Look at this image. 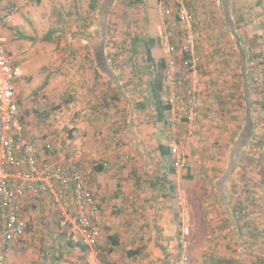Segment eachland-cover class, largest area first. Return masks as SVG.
Masks as SVG:
<instances>
[{
  "label": "rangeland",
  "instance_id": "rangeland-1",
  "mask_svg": "<svg viewBox=\"0 0 264 264\" xmlns=\"http://www.w3.org/2000/svg\"><path fill=\"white\" fill-rule=\"evenodd\" d=\"M95 1L98 7L93 10L91 8L93 0H50L48 7L37 8L35 18L30 19L25 30L23 29L22 34L20 33L22 41L30 43V48H32L31 73L30 78L27 77L30 82H27L31 83L32 89H34L30 95L33 98L28 101L31 107L25 108V110L21 109L22 116L30 126L29 134L38 139L43 161L61 166L68 174L79 173L81 170L79 163L84 159L86 151L81 150L84 144H81L80 141L83 142L85 135L83 138L82 134H79L80 128L77 125L81 119L86 118V115L77 113L78 111H75L74 108L76 109L78 105L83 106V104L94 107L97 100L92 98V94L94 95L102 88L101 80L107 79L100 73L102 68L97 67L94 63L96 55L92 47L90 48L89 41H94L95 49L97 52L100 51L101 56L103 52L108 51L106 57L112 60L109 62L111 65L114 64V70L119 74V81L123 85L118 90L119 99L125 87L124 79H127L126 84L130 86L131 90L133 89L134 107L138 113L143 114L144 121L153 124L162 133L163 138L171 136L168 138V142L164 140L172 145L173 154L174 150H181L188 156L187 168H175L181 174L183 182L181 194L177 195L181 201L179 211L183 215H180L179 220L183 226L175 241V247L178 251L180 250L178 244L180 237L183 230H188L187 264H193L192 258L195 259L193 251H198L201 259L203 254L200 253V250L203 248H192L189 242L191 227L188 223L193 221L192 217L194 216L189 217L188 214L191 212L192 215V205L194 206L196 203L199 207L203 206V214L200 215L203 221L210 217V214L206 213L205 205L211 196L208 187L211 180L207 177V171H212L215 175L221 167L225 169L230 164V155L227 158L224 154L226 159L222 158V151L232 147L229 146L224 133L228 130V124L231 125L229 129L232 130L233 126L242 122V114L239 109L234 108L237 99H230L229 103L234 105L228 106L226 96H223L222 92L228 86L235 88L237 83H233V73L230 72L226 74V76L229 75V79H226L225 84L221 82V79L207 80L211 72L206 70V64L196 59L200 81L196 88L197 116L194 122L189 124L183 119L175 129H172L169 124L170 115L167 116V119L157 121L152 106L147 101L145 106L142 105L143 100L147 99L146 84L151 76L148 72L144 47L135 43V40L155 39L154 57L157 58V61L166 60L165 58L168 57L165 53L167 52L161 43L163 37L170 34L174 45H176L177 54L181 53L183 40L186 39V25L181 23L174 13H178L179 2L182 0H168L169 8L172 7L174 10L172 16L165 13L159 0ZM229 2L234 16L238 14L240 8H251L250 15L258 13L261 9L259 15L261 18L258 20V24L261 28L264 27L262 18L264 16V0H230ZM183 3L198 34L196 41L199 42L201 25L194 13L187 7L186 1ZM219 4L222 8V2ZM237 17L236 15L235 19ZM253 17L258 16L253 15ZM250 21V24L253 25L254 20ZM83 41L87 44L84 50L77 47V44ZM249 41L251 45L254 39ZM254 47V51L259 53L256 46ZM175 56L177 55L175 54ZM180 57L181 54L177 56V58ZM104 62L106 63V60ZM262 64L264 61L256 67L260 68ZM96 68L101 71L96 73ZM233 72L236 70L234 69ZM250 72V76H252L253 70ZM262 72H264V66ZM221 74L225 73L222 71L219 78H221ZM235 78L238 79V76ZM252 78L254 79V77ZM64 81L66 89L62 88ZM214 83L217 86V89L214 90L215 94L213 93L214 120L208 122L206 114L209 115V100L206 93L211 90L208 86ZM230 83L233 84L230 85ZM184 84L186 82L180 88ZM85 88L92 93L89 94V101L84 97ZM114 99L117 98L114 96ZM262 102L263 105L260 106L258 104L251 105L252 116L256 110L264 112V101ZM28 115H31L32 118ZM199 126L202 127V131L198 128ZM206 127L209 128V131L205 134ZM90 133L89 131L88 134ZM229 136L232 139L233 134H229ZM245 150L248 151H245L243 155L248 153L250 156H243L235 169L232 185L235 190L242 192L232 194L231 214L236 221L235 235H240L241 239L238 240L241 245L239 249L249 255L245 257L244 262L246 264H264V131L256 130L251 145H248ZM81 171L83 172V170ZM83 176L87 186L90 185L87 176ZM255 181L259 188L254 186ZM91 192L93 193V191ZM190 198H196L195 203ZM37 202V207L29 205L25 210V216L29 222L26 233L17 241L6 244L0 242V264H70L72 259L80 260L82 264H88L87 250L70 229L67 220L56 204L49 196H41ZM189 205L190 209H187ZM217 217H220V214ZM181 219L183 220L181 221ZM203 244L205 245L206 242L203 241ZM126 247L127 245L118 249L119 262L122 257L126 259L124 256ZM99 249L98 258L101 263L104 260L109 262L108 252L102 251V247ZM178 258L179 252L176 257L173 256L166 260V264H175ZM163 262L165 263V261Z\"/></svg>",
  "mask_w": 264,
  "mask_h": 264
},
{
  "label": "crops",
  "instance_id": "crops-1",
  "mask_svg": "<svg viewBox=\"0 0 264 264\" xmlns=\"http://www.w3.org/2000/svg\"><path fill=\"white\" fill-rule=\"evenodd\" d=\"M182 1H186L187 7L201 25V37L194 46V57L206 64V70L211 72L207 80L221 79L225 84L226 79H229V75L226 74L233 73V83H237L236 87H226L222 95L226 96L228 106L234 105L229 103L230 99H237L234 108L239 109L242 114V122L233 126L232 130L229 129L231 125L228 124V130L224 133L229 146H232L222 151L223 159H226L224 154L227 158L230 155L229 166L225 169L221 167L215 175L214 172L207 171V177L211 180V184L208 185L211 196L205 204L206 213L210 214L209 218H205L206 221L200 217L201 213L203 214V206L199 207L195 203L196 198H190L195 205H192V215L191 212L188 214L189 217L194 216L193 221L188 223L191 227L189 242L192 248H203L200 250L203 254L201 259L198 251H193L195 257L192 258L193 264H246L244 259L249 255L239 249L241 245L238 240L241 239L240 235H235L236 221L231 214V196L235 192H242L235 190L232 185L238 162L243 158L246 147L251 145L256 130L264 131V112L256 110L252 116L250 108L255 104L263 105L262 101H264V72H262L264 64L260 68L256 67L264 61V27L261 28L258 24L262 10L259 9L258 13L250 15L251 8H240L238 14H235L238 16L235 19L230 9V0ZM49 2L50 0H40L21 5L11 20L0 28L3 43L13 65L24 71L23 77L16 82V97L20 112L21 109L31 107L28 101L33 98L30 95L34 90L32 84L27 82H30L27 77L30 78L31 73L32 48L30 43L22 41L21 34L26 24L30 23V19L35 18L37 8L48 7ZM221 2L222 8L219 4ZM15 3L22 4L21 0H0V8L6 9ZM262 18L264 20V16ZM252 19L253 25L250 24ZM253 39L254 42L250 45L249 40L253 41ZM89 43L91 44L90 41ZM86 45L83 41L77 44V47L84 50ZM254 46L259 53L254 51ZM165 52L168 57L165 59L168 62L173 53L166 49ZM234 69L236 72H233ZM250 70L254 72L252 76ZM222 71L225 74H221L219 78ZM214 72L219 74H212ZM234 76H238L239 80ZM124 81L125 87L120 99L119 89L103 78L102 88L94 95L86 88L83 91L88 101L89 94L97 100L95 106L83 104L74 108L77 113L86 115V118L78 122L79 126L77 125L80 128L79 134H82L83 138L85 135L83 142L80 141L84 144L81 150L86 151L84 159L79 163L83 172L80 170L79 173L89 179V190L93 191L101 205L104 221L100 247L102 251L108 252L109 262L99 261L100 264H166V260L176 257L179 252L175 247V241L183 226L179 220L180 215L183 214L179 211L181 201L177 195L181 194L183 182L181 174L172 165L174 154L164 155L159 149L161 145L172 148L170 142L167 143L171 136H166L167 139L163 138L162 133L153 124L144 121L143 114L138 113L134 107L133 89L131 90L126 84L127 79ZM65 85L64 81L63 89H66ZM208 87L211 90L206 93L209 100V115L206 114V120L210 122L214 120L213 93L217 86L214 83ZM114 96L117 99H114ZM25 121V129L29 134L30 126L27 120ZM198 128L202 131L201 126ZM205 131L206 134L209 128L206 127ZM229 134H233L232 139ZM249 156L246 153L244 157ZM254 186L259 188L256 186V181ZM41 196L51 198L49 194ZM38 199L30 200L28 206L37 207ZM51 200L54 202L52 198ZM56 206L63 215L62 208L57 204ZM187 209H190V205ZM218 214L220 217H217ZM69 227L72 230L70 225ZM114 238L118 240L116 244L113 243ZM203 241L206 242L205 245ZM126 245L124 254L126 259L122 257L119 262L118 249ZM85 249L89 254L90 251ZM131 250L139 252L133 257H128L127 252ZM72 260L70 264H82L80 260Z\"/></svg>",
  "mask_w": 264,
  "mask_h": 264
},
{
  "label": "built area",
  "instance_id": "built-area-1",
  "mask_svg": "<svg viewBox=\"0 0 264 264\" xmlns=\"http://www.w3.org/2000/svg\"><path fill=\"white\" fill-rule=\"evenodd\" d=\"M31 1L38 0H21L22 4L0 8V28L11 20L21 5ZM159 2L165 13H170L172 7L169 8L168 0ZM179 18L186 25L185 47L192 58L187 63L171 56L167 62L169 88L165 103L171 106L169 124L172 129L183 119L189 124L194 122L197 116L196 88L200 81L193 53L198 34L183 1L179 2ZM162 46L174 53L172 35L163 37ZM23 75V69L13 65L0 31V242L6 244L19 240L29 228L25 216L29 201L49 194L55 204L62 208L78 240L90 251L89 264H100L98 251L104 221L99 201L88 189L82 174H68L61 166L43 161L38 139L26 132L16 97V82ZM174 154L175 168H187L186 152L174 150ZM188 234V230H183L178 243L179 258L175 264H187Z\"/></svg>",
  "mask_w": 264,
  "mask_h": 264
},
{
  "label": "trees",
  "instance_id": "trees-1",
  "mask_svg": "<svg viewBox=\"0 0 264 264\" xmlns=\"http://www.w3.org/2000/svg\"><path fill=\"white\" fill-rule=\"evenodd\" d=\"M38 1H40V0H38ZM35 2H37V1H35ZM91 8L93 10L96 8V1L95 0H93ZM173 13H174V10L171 8L170 13H167V14L172 16ZM174 14L177 15L179 21L181 22V20L179 18V9H178V13H174ZM48 38H49V36H48ZM90 42H91V44H89L90 48L92 47V49L94 50L95 55H96V57L94 59V63H96L97 67L99 66L100 68H102V71L99 70L98 68H96L97 69L96 73L98 71H101L100 73H102L105 77H107V80H109L111 82V84H113L115 87H117V89H119L120 87H122V85L120 84L121 82L119 81V79H120V77L118 76L119 74H117L114 70V68H115L114 64L113 65L110 64V62H109L110 59H109V57L108 58L106 57L105 52H103L102 56L100 55V51L97 52V50L95 49L94 41H90ZM183 42L184 43H182V46H183L182 52L177 54V49H176V45H175L174 46L175 51L173 53V56L177 61H184V62L189 63L191 61L192 57H191L189 51L186 50V47L184 46L186 43V39L183 40ZM135 43H137L139 45H143V47H144L146 62L148 64V72L150 73V76H151L149 81L147 80L148 83L146 84V90H147L146 97H147V99L143 100L142 105L145 106L146 105L145 102L147 101L152 106L151 107L148 104L149 107H151L154 110V114H155L157 121H162L164 119H167V116L171 115L170 114L171 106L169 104L165 103V97H166V94H167V91L169 88L168 84H167L168 63L164 59L160 60V61H157L155 59V57L153 55V48L156 44L155 39H153V38L140 39V40L137 39V40H135ZM196 43H197V41H196ZM175 54L177 56L181 54V57L177 58V56H175ZM103 56H104V59H102ZM105 60H106V63L104 62ZM159 149H160L162 154L173 156L171 147H169V146L166 147L164 145H161V146H159ZM40 152H41V150H40ZM40 154L42 155V153H40ZM172 165H173V168H175L174 161L172 162ZM117 241L118 240L115 239L113 241V243L116 244ZM80 243H78V244H80ZM72 245H73V243H72ZM83 247L86 248L85 246H83ZM138 252L139 251L131 250V251H128L127 254H128V257H133Z\"/></svg>",
  "mask_w": 264,
  "mask_h": 264
}]
</instances>
